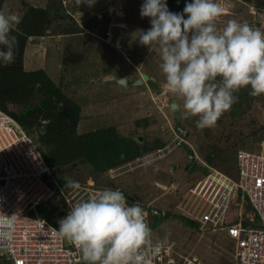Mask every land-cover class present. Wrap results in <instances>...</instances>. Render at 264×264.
Segmentation results:
<instances>
[{"label":"rangeland","instance_id":"1","mask_svg":"<svg viewBox=\"0 0 264 264\" xmlns=\"http://www.w3.org/2000/svg\"><path fill=\"white\" fill-rule=\"evenodd\" d=\"M60 1L0 0V11L21 19L12 35L24 36L23 47L16 36L13 62L0 61V78L6 77L3 83L0 80V111L12 118L28 110L22 125L12 119L47 158L48 162L43 159L47 166L54 165L58 155L78 156L101 146V163L94 159V164L88 162L81 169L86 163L77 161L61 171L71 175L81 169L77 175L84 183L118 188L140 205L155 209L159 215L149 218L153 239L173 242L178 253L195 254L207 264H232L233 242L225 232L190 226L177 218L181 215L174 204L201 177V170L192 169L193 165L235 175L236 150L254 149L260 139L264 95L253 97L250 88L241 89L214 127L200 129L197 118H182V100L164 87L155 46L149 50L138 43L139 31L151 26L149 18L140 15L144 0H94L91 4L72 0L75 4L67 10L79 13L73 18L64 14ZM186 2L191 0H167V5L170 11L182 13ZM218 2L225 9L218 27L237 19L264 31V0ZM31 8L48 10V14L35 18ZM107 29L109 43L102 38ZM114 77L125 78L126 84L114 82ZM138 79L142 83L134 84ZM7 84L18 90L9 93ZM172 101L177 106L171 108ZM45 104L50 111L41 107ZM177 127L186 136L178 135ZM188 151L193 160L185 169ZM49 205L50 201L38 207ZM54 209L53 218L58 216ZM242 211L248 212L245 204ZM230 213L233 217L234 210Z\"/></svg>","mask_w":264,"mask_h":264},{"label":"clouds","instance_id":"2","mask_svg":"<svg viewBox=\"0 0 264 264\" xmlns=\"http://www.w3.org/2000/svg\"><path fill=\"white\" fill-rule=\"evenodd\" d=\"M69 2L60 4L73 18L77 10L70 14L75 2ZM140 15L151 26L139 31L138 43L149 50L155 46L164 87L183 102L182 118L195 117L198 128H211L241 89L250 88L253 97L264 95V31L237 19L218 27L225 15L218 0H191L182 13L170 11L167 0H144ZM20 22L18 15L0 11V61L5 64L14 60L12 32ZM102 38L109 43L105 32ZM65 187L81 185L69 179ZM58 224L56 236L74 245L84 264H155L166 243L153 239L145 210L139 203L129 205L119 189L104 188L74 203Z\"/></svg>","mask_w":264,"mask_h":264},{"label":"built area","instance_id":"3","mask_svg":"<svg viewBox=\"0 0 264 264\" xmlns=\"http://www.w3.org/2000/svg\"><path fill=\"white\" fill-rule=\"evenodd\" d=\"M67 3L71 2L62 0L63 5ZM110 37L106 31V41ZM80 185L78 190L61 185L32 140L0 111V264H84L75 246L58 238L57 228L38 215L39 205L58 199L64 210L56 220L59 227L58 221L74 203L111 188L91 182ZM125 197L129 205L137 203ZM245 200L257 225L252 214L242 211ZM140 206L148 223L150 217L158 216L155 209ZM174 208L199 229L225 232L233 242L232 264H264V125L254 149L236 150L233 177L209 170L187 188ZM173 247V242L166 241L155 264H207Z\"/></svg>","mask_w":264,"mask_h":264},{"label":"trees","instance_id":"4","mask_svg":"<svg viewBox=\"0 0 264 264\" xmlns=\"http://www.w3.org/2000/svg\"><path fill=\"white\" fill-rule=\"evenodd\" d=\"M30 12H32V14H33V16H35V18H37L38 17V14L40 13V14H43L44 15V13H45V16L48 14V10H36V9H33V8H31L30 9ZM62 12V11H61ZM59 14H61L60 12H58V15ZM65 14V13H64ZM104 31V30H103ZM102 34H103V32H102ZM15 36H17V37H19L20 39H21V46L23 47V45H24V36H20L19 34H17V35H15ZM21 54H22V48H21V50H20V52H19V55H20V61H19V67H17V69L19 68V71H20V73L22 72V69H21V67H20V63H21ZM10 71V67H8V72ZM8 72H6V75L7 76H10V77H12L11 75H12V73L11 74H9ZM11 72V71H10ZM5 78L6 77H1L0 78V80L1 79H3V81H2V83L3 82H5ZM0 83H1V81H0ZM8 85V86H7ZM6 85V88L5 89H9L8 90V92L9 93H12V92H14L15 90H18V89H15V87L13 86H11V84H7ZM16 88H20V89H26V90H29V91H31V90H34V87H25V86H16ZM49 94H51V92H48V95ZM43 109H47V110H49L50 111V109L48 108V105L47 104H45L44 106H41ZM27 112H28V110L26 109V110H22V112H20L19 114H16L15 116L13 115V119H15L19 124L21 123V125H22V122H23V117H24V115L25 114H27ZM57 131V130H56ZM59 132V131H58ZM102 142V141H101ZM100 142V143H101ZM101 152H102V149H101V146H96V147H92V148H90L89 150H85V153L83 154L82 152H81V154H79V155H83L84 157H79V155L78 156H61V155H58L57 157H55L54 158V161L53 162H55V164L54 165H52V166H49L50 168H53V169H56V170H58V173L57 174H55V177H56V179L59 181V183L61 184V185H63V186H65V184H66V181L67 180H74V181H77V182H79V184H84V178H82V179H79L78 178V175H77V173H79V171L83 168H85V166H87L89 163L90 164H94L95 162H94V159H100V157H102V156H100L101 155ZM116 151H113L112 152V154L113 153H115ZM109 154V153H108ZM112 154H110V155H112ZM42 155V154H41ZM42 157H43V155H42ZM105 157H107V155L105 156ZM45 157H43V159H44ZM46 159V161H47V158H45ZM102 159V158H101ZM101 159L99 160L100 161V163L102 162L101 161ZM81 162L80 164H83L84 162L86 163V164H84V165H82L81 166V169H79L78 170V172L76 173V174H71V175H69L68 174V172L67 171H61V170H63V169H65V167L68 169V168H70L69 166L71 165V167H74V164H75V162ZM107 161V160H106ZM48 162V161H47ZM89 162V163H88ZM192 169H200L201 170V176L202 175H205L208 171H206V169L204 168V167H200V166H197V165H193L192 167H191ZM61 171V172H60ZM66 175V176H65ZM60 176V177H59ZM113 188V187H112ZM56 200V201H55ZM54 201L55 202H59L60 204H61V202L58 200V199H53L52 201H50V203H51V205H49V206H47V208L46 207H44V206H41V207H38V215H39V217L40 218H42V219H45L49 224H51L53 227H55V228H57L58 229V226H57V224H56V220H57V218L58 217H60L62 214H63V212H64V210H63V207H62V205H59V206H57V205H55V203H54ZM52 205H54V206H52ZM58 207L59 209H54V207ZM245 206H246V211H248V213H250V214H252L253 215V213H252V209H251V207H250V205H249V203L247 202V200H245ZM52 209H54L57 213H58V216H55V218H53V216H52ZM159 215V214H158ZM166 217H168V216H164V218H166ZM177 218H179V219H181V220H183V221H185V222H188L189 223V225L190 226H192V227H195V226H197L196 225V223H194L193 221H190V220H187V219H185L184 217H181V216H179V215H177ZM253 218H254V224L253 225H257V221H255V219H257V217H256V215L254 214L253 215ZM247 223V222H246Z\"/></svg>","mask_w":264,"mask_h":264},{"label":"water","instance_id":"5","mask_svg":"<svg viewBox=\"0 0 264 264\" xmlns=\"http://www.w3.org/2000/svg\"><path fill=\"white\" fill-rule=\"evenodd\" d=\"M112 80L118 84H122V85L126 84V80L123 77H114V78H112ZM138 83H142V80L141 79H138L137 81L135 80L134 84H138ZM175 106H177V103H175L173 101L170 102L171 108H173ZM176 131L180 136H186V134H187L186 131H182L179 127L176 128ZM192 160H193L192 151H188L187 152V159L185 162V169H187L191 165ZM47 184L50 185L51 187H54L53 182L50 180H47Z\"/></svg>","mask_w":264,"mask_h":264},{"label":"crops","instance_id":"6","mask_svg":"<svg viewBox=\"0 0 264 264\" xmlns=\"http://www.w3.org/2000/svg\"><path fill=\"white\" fill-rule=\"evenodd\" d=\"M79 1V0H78ZM78 1H77V4H78ZM108 28H109V26H108ZM107 31H109V29H107Z\"/></svg>","mask_w":264,"mask_h":264}]
</instances>
